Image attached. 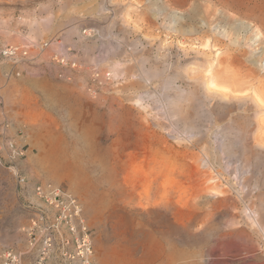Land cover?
Instances as JSON below:
<instances>
[{"label":"rangeland","instance_id":"rangeland-1","mask_svg":"<svg viewBox=\"0 0 264 264\" xmlns=\"http://www.w3.org/2000/svg\"><path fill=\"white\" fill-rule=\"evenodd\" d=\"M247 10L264 12V0H0V42L30 47L28 61L0 64L5 121L0 129V258L7 249L29 251L24 229L43 207L35 187L50 183L82 203L99 264H167L171 254L191 264L202 250L209 263L218 262L208 243L224 229L222 219L216 218L204 236L197 226L183 235L174 227L186 224L187 214L151 217L132 200L111 196L106 166L113 164L122 134L109 132L108 125L117 116L131 121L141 129L139 138L147 140L146 150L127 166L140 180L139 193L151 185L163 196V188L178 185L185 190L182 203L215 201L208 195L195 199L192 177L198 175L177 141L184 123H194L197 136L208 142L209 151L217 147L218 154L222 128L230 120L252 116L255 126L264 122L263 107L257 118L248 108L253 92L248 93L245 76L251 67L264 73V38L258 35L259 22L243 15ZM255 57L259 61L252 64ZM232 71L236 75L228 74ZM226 74L232 80L239 74L236 86ZM187 89L195 90L204 107L196 103L192 116L183 120L170 114L168 98ZM160 138L168 143H157ZM221 154L224 160L212 172L233 184L242 212L264 189L241 158ZM237 169L243 174L239 186L231 177ZM17 174L26 185L19 184ZM249 177L251 184H245ZM247 229L260 250L264 240ZM239 258L237 264H264L249 253ZM32 260L31 254L25 258L26 264ZM46 264L65 263L55 253Z\"/></svg>","mask_w":264,"mask_h":264},{"label":"bare ground","instance_id":"bare-ground-1","mask_svg":"<svg viewBox=\"0 0 264 264\" xmlns=\"http://www.w3.org/2000/svg\"><path fill=\"white\" fill-rule=\"evenodd\" d=\"M253 10H247L248 12H244L243 15H245L246 18L253 17L254 20L259 22L258 24L260 25V31H258V35L260 34V36L262 35L264 38V12H262V10L261 12L257 13ZM262 40L263 39H261L260 44L262 43ZM239 59L241 58L239 57ZM248 61L246 64H248ZM257 61L259 60L255 57L252 61V64H256ZM239 62L242 61L240 60ZM249 66L251 67V65ZM251 68L248 70V73H246L245 76V79L248 80L247 84H250L249 86H246L248 88V93L253 92V101L250 100L251 103L248 104V108L254 111L253 114L255 118H257L260 117L259 114L262 113L261 108H264V73H261L262 71H257L260 69L256 70L254 68ZM257 68H259V66ZM243 71L246 72V70ZM233 72L235 71L229 72L228 74H235ZM228 74H226L227 77L225 79H230L228 82H231L232 85L236 86L238 83L237 80L239 81L240 79V77H238L239 74H237V77L235 76L236 78H233V80L229 78L231 74ZM108 76L109 75L107 74L104 76V78H107ZM94 77L95 79H98L99 75H95ZM102 79L103 77L101 78V80ZM234 79L237 80L234 81ZM145 81L148 82V80ZM224 81V78H221V82ZM221 82L218 83L220 84ZM233 82H236V84H234ZM231 83L230 86L232 87ZM243 83L245 84L246 82H242V84ZM169 84V81H165V85L167 87L169 86ZM219 84H215V88H221V85ZM227 84L229 85V83ZM244 84L242 87H245ZM252 86H254V88H252ZM223 89L226 90L225 87ZM229 89L232 88L229 87ZM233 89H236V87ZM224 90L221 92H223V94L227 93V95H224L226 99L231 98V96L227 97L229 96L228 92H225ZM237 90L236 93L238 92ZM233 95L237 96V94ZM182 101L188 102V105L181 106ZM240 101L242 102V100ZM196 103H199L197 105H201L202 107H204V104H201V98H199L195 90L187 89L186 94L177 93L175 98H168L169 112L171 115L179 116L180 119L188 120L189 117L192 116L191 111L195 108ZM208 114L211 115L212 111L209 110ZM251 117L252 116H248V118L245 119L244 122H240L236 118L232 119L230 120L231 122H229V124L225 125V127L222 128L223 137L222 139H220V143L218 144V154H214V151L217 149V147L212 148L213 152L209 151L208 142L203 137L197 136L198 133H196V127L194 126V123H184L182 131H180L181 136L177 141V144L181 146L180 148L184 159L188 163L189 167L192 170L196 171L199 179H194L192 177L197 192L195 199L206 197V195L213 197L215 201L211 202V204H209L208 206L206 203L203 204L204 206H200L202 204L192 206L187 202L182 203V196L185 193V190L182 186L178 185H171L167 188H163V196H159L157 192L153 191L151 185L146 184V187H144V191L142 193H139L140 180L138 179V177L134 176L133 173H129V171L127 170V166L131 157L139 155L146 150L147 140L139 138L138 133L141 129L137 128V126L132 124L131 121L123 120L118 116L116 118H113L112 121L110 119L108 125L109 132L117 131L119 132L118 135L122 134L121 138H119L118 140V148L113 152V164H109L106 166L105 174L106 180L108 181L110 187L111 196H113L115 199L120 200H132L133 203L137 205V210L151 217L155 215H172L174 217H177L187 214L189 216V221L186 224L174 227L176 228L174 229L175 232H180L183 235L189 234L188 230H190L194 226H197V228H199L201 231L200 233H202L201 236H204V234H206V232L211 228L213 223H215L214 220L216 218L222 219L224 221H222L223 224H225L224 229H222V231L214 237L212 242L210 241V243H208L218 255V257H216L218 259H215L218 260L216 264H237L240 261L239 256L247 255L248 253L251 254L252 260L255 263L262 262L264 259V244L260 246V250H256L255 245L257 244L252 241L253 234L250 235L251 232L249 233L247 231V227L250 228V231H252V233L258 234L259 238L264 240V192L261 193L260 197L256 199V201L254 200V202L250 204V207L248 206L249 208H246V210L240 212L237 199L233 197V190H235L234 187H232L233 184L229 182H226L225 184L222 183L224 182V179L221 177L222 175L220 173H217L215 175L212 172L215 164L220 163L224 160L221 153L227 154L228 156L236 155L237 157L241 158L244 167L252 168V173L260 178L259 180H257L258 185H260L264 189V173H261V175L259 173L260 169L264 168V127H262V125H264V122L258 121L256 119L258 121V125L255 126L256 122L252 121L254 117L252 118V120ZM103 121H99L98 124L103 123ZM104 130L107 129L104 127ZM163 140L164 143H168V141L163 138L157 139L156 142L163 144ZM198 150L199 153L197 152ZM241 175L243 174L240 171L231 173L233 181L239 183L238 186L240 185ZM251 180L252 177H249L245 184H251ZM236 194L238 195V197L242 195L240 191H238V193ZM192 236L193 235H191V237ZM197 255L196 256L198 259L196 261L194 260V262L191 264L213 263H209V257L205 251L202 250L200 254ZM188 262L180 263L179 260H177V258L173 254H171L168 257L167 264H190Z\"/></svg>","mask_w":264,"mask_h":264},{"label":"built area","instance_id":"built-area-1","mask_svg":"<svg viewBox=\"0 0 264 264\" xmlns=\"http://www.w3.org/2000/svg\"><path fill=\"white\" fill-rule=\"evenodd\" d=\"M30 59L28 45H4L0 42V64H19ZM21 185L26 179L19 174ZM35 193L43 207L32 213L25 232L29 238V251L21 253L7 249L0 264H26L27 255H32L30 264H46L55 253L65 263L99 264L94 259L92 234L84 217L80 200L72 193L50 183L38 184Z\"/></svg>","mask_w":264,"mask_h":264},{"label":"crops","instance_id":"crops-1","mask_svg":"<svg viewBox=\"0 0 264 264\" xmlns=\"http://www.w3.org/2000/svg\"><path fill=\"white\" fill-rule=\"evenodd\" d=\"M0 91H1V79H0ZM1 109H4V104L1 102V95H0V129H1V123H5V121L1 122Z\"/></svg>","mask_w":264,"mask_h":264}]
</instances>
